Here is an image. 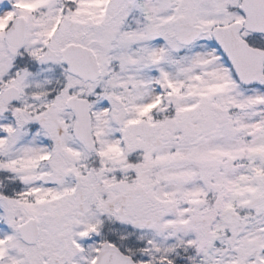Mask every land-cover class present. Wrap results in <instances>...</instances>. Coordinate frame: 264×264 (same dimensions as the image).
<instances>
[{
  "label": "snow or ice",
  "instance_id": "1",
  "mask_svg": "<svg viewBox=\"0 0 264 264\" xmlns=\"http://www.w3.org/2000/svg\"><path fill=\"white\" fill-rule=\"evenodd\" d=\"M0 264H264V0H0Z\"/></svg>",
  "mask_w": 264,
  "mask_h": 264
}]
</instances>
